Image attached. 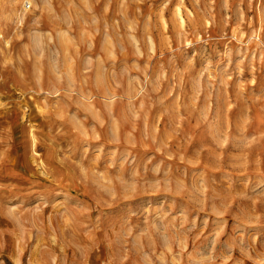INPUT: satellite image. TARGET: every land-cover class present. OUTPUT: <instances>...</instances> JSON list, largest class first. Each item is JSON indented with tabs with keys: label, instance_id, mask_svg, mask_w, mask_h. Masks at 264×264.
Returning <instances> with one entry per match:
<instances>
[{
	"label": "rangeland",
	"instance_id": "rangeland-1",
	"mask_svg": "<svg viewBox=\"0 0 264 264\" xmlns=\"http://www.w3.org/2000/svg\"><path fill=\"white\" fill-rule=\"evenodd\" d=\"M0 264H264V0H0Z\"/></svg>",
	"mask_w": 264,
	"mask_h": 264
}]
</instances>
